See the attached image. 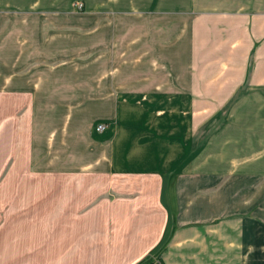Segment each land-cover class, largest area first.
Segmentation results:
<instances>
[{"label":"crops","instance_id":"0c3cea01","mask_svg":"<svg viewBox=\"0 0 264 264\" xmlns=\"http://www.w3.org/2000/svg\"><path fill=\"white\" fill-rule=\"evenodd\" d=\"M161 3L94 0L90 9L111 21ZM51 5L0 0V264H264V209L209 218L202 211L210 214L212 204L196 199L195 182L210 168L205 111L201 124L179 123L173 76L160 88L117 91L130 78L107 72L116 68V48H80V24L54 30L71 33L58 39L70 48H52L56 38L35 48L32 38L49 36ZM75 17L69 11L65 21ZM255 37L262 50L264 34ZM179 51L160 49L172 74ZM194 81L181 89L187 97L194 98ZM228 83L226 102L263 92L252 77ZM99 123L108 126L96 133Z\"/></svg>","mask_w":264,"mask_h":264},{"label":"rangeland","instance_id":"374dc122","mask_svg":"<svg viewBox=\"0 0 264 264\" xmlns=\"http://www.w3.org/2000/svg\"><path fill=\"white\" fill-rule=\"evenodd\" d=\"M51 1L49 36L39 34L32 38L35 48H39L41 41L52 38L57 39L52 48H70V42L58 39L71 33L54 30L80 24L83 32L79 29L78 33L85 37L80 48H116L112 58L116 68L107 72L120 80L130 78L129 83L115 85L117 91L156 89L163 87L165 76L176 77L180 93L178 101H172V107L178 106L179 123L192 119L196 125L201 124L204 110L203 119L206 122L208 117L211 127L210 168L202 179L196 180L195 193L196 199L205 198L214 210L210 214L202 212L209 218L263 213L264 85L258 87L263 88L258 99L236 93L227 102L231 91L221 89H226L228 82L235 78L252 77L253 84L264 82V48H257L261 38L255 37V34H264V0H162L161 4L147 8V15L115 14L111 21L106 13L92 14L90 5L94 0H73L66 6L59 0ZM76 3H82L84 9L79 11ZM69 11L76 17L65 21ZM56 13L63 14L54 17ZM96 19L100 31L92 35L91 27ZM108 24L110 27H106ZM236 43L241 48H235ZM161 48H180L172 63L174 74ZM191 77L195 79L194 98L181 92ZM204 87L210 90L204 91ZM153 104L163 110L171 105L166 101ZM222 123L230 128L219 138ZM222 138L227 139L228 145L222 146ZM222 159L227 162L225 165L220 164ZM220 205L226 211L219 212Z\"/></svg>","mask_w":264,"mask_h":264},{"label":"built area","instance_id":"2783aa9c","mask_svg":"<svg viewBox=\"0 0 264 264\" xmlns=\"http://www.w3.org/2000/svg\"><path fill=\"white\" fill-rule=\"evenodd\" d=\"M75 6L79 11H82L84 9V5L82 3H76ZM106 129H107V125L100 123V124L96 125L95 132L101 133V132L105 131Z\"/></svg>","mask_w":264,"mask_h":264}]
</instances>
